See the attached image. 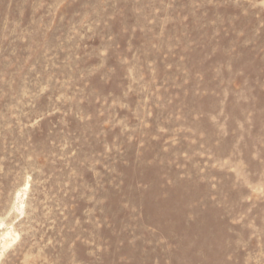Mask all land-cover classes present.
I'll return each instance as SVG.
<instances>
[{"label":"rangeland","instance_id":"1","mask_svg":"<svg viewBox=\"0 0 264 264\" xmlns=\"http://www.w3.org/2000/svg\"><path fill=\"white\" fill-rule=\"evenodd\" d=\"M7 231L0 264H264V0H0Z\"/></svg>","mask_w":264,"mask_h":264},{"label":"bare ground","instance_id":"2","mask_svg":"<svg viewBox=\"0 0 264 264\" xmlns=\"http://www.w3.org/2000/svg\"><path fill=\"white\" fill-rule=\"evenodd\" d=\"M13 239L12 234L10 231L4 232L0 237V257L3 255V250L6 249V247L11 243V240Z\"/></svg>","mask_w":264,"mask_h":264}]
</instances>
